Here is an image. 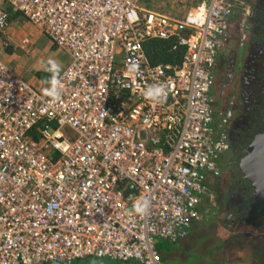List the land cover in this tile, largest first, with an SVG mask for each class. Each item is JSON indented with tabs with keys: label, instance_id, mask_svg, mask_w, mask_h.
<instances>
[{
	"label": "built area",
	"instance_id": "2783aa9c",
	"mask_svg": "<svg viewBox=\"0 0 264 264\" xmlns=\"http://www.w3.org/2000/svg\"><path fill=\"white\" fill-rule=\"evenodd\" d=\"M141 1H0V36L10 5L69 56L58 102L0 58V264H164L156 240L179 242L211 214L207 182L228 118L212 86L234 1L206 0L181 16ZM247 31L243 15L241 41ZM154 39L183 49L181 59L152 63L145 46ZM154 84L168 91L158 104L143 96ZM143 199L148 213H132Z\"/></svg>",
	"mask_w": 264,
	"mask_h": 264
},
{
	"label": "flooded vegetation",
	"instance_id": "af4514ba",
	"mask_svg": "<svg viewBox=\"0 0 264 264\" xmlns=\"http://www.w3.org/2000/svg\"><path fill=\"white\" fill-rule=\"evenodd\" d=\"M233 1L232 23L212 86L214 108L228 118L227 147L218 174L208 178L214 196L211 210L225 215L226 228L264 241V205L257 197L264 187L256 186L264 178V0ZM243 15L248 31L241 41Z\"/></svg>",
	"mask_w": 264,
	"mask_h": 264
},
{
	"label": "rangeland",
	"instance_id": "374dc122",
	"mask_svg": "<svg viewBox=\"0 0 264 264\" xmlns=\"http://www.w3.org/2000/svg\"><path fill=\"white\" fill-rule=\"evenodd\" d=\"M204 1L206 0H142L141 2L144 7L181 16ZM7 8L9 15L12 16L13 7L8 5ZM9 48L10 51H8ZM0 58L12 65L26 80L37 86L40 92L49 86L46 83L47 78L38 83L41 78L36 72L40 68V62L52 58L61 64L62 69L69 62L68 54L58 48L41 28L21 14L10 21L6 33L0 37ZM64 132L74 138V133L70 128H65ZM205 207L203 205L201 209L205 210ZM213 211L206 217V227H200L193 232L192 237L188 238L184 246L179 242L171 243L163 238L156 240V249L162 256L166 255V258H163L164 264L250 263L249 257L252 254L254 238H245L246 234L240 231H228L224 227L226 225L225 215L217 216L213 214ZM173 248L178 252L176 253ZM173 252L174 256L169 257ZM77 262L78 264H143L135 259L113 262L108 258L96 260L90 258L85 260L84 258L66 264H77Z\"/></svg>",
	"mask_w": 264,
	"mask_h": 264
},
{
	"label": "clouds",
	"instance_id": "9594fccd",
	"mask_svg": "<svg viewBox=\"0 0 264 264\" xmlns=\"http://www.w3.org/2000/svg\"><path fill=\"white\" fill-rule=\"evenodd\" d=\"M2 24H3V19L0 18V25ZM61 69H62L61 64L55 59L49 58L47 61L40 62L39 70L50 74L46 80V83L49 86L44 88L42 91L43 94L49 97L53 102H58L62 98L63 84L60 79ZM126 71L133 75L137 74L140 71L139 62L137 60L128 61L126 64ZM167 95H168V91L164 84L150 85L143 92V96L146 100H149L152 103H156V104L165 101L167 99ZM149 207H150V201H148L147 199L137 200L132 206V213L141 216L146 215L149 211ZM49 211H51V208L49 209Z\"/></svg>",
	"mask_w": 264,
	"mask_h": 264
},
{
	"label": "trees",
	"instance_id": "16d2710c",
	"mask_svg": "<svg viewBox=\"0 0 264 264\" xmlns=\"http://www.w3.org/2000/svg\"><path fill=\"white\" fill-rule=\"evenodd\" d=\"M20 13H15L12 16H9V20L11 21L13 18L17 17ZM146 51L147 55L152 63H160V62H172L176 63L181 59V56L183 54V49L179 50H171V41L169 40H161V39H154L150 40L146 43ZM10 51V48L9 50ZM36 74L41 78V80H45L49 77V73L43 72L41 70H38ZM39 78V79H40ZM44 78V79H42ZM36 128L32 130V133L36 135ZM100 259L97 257H88L87 259ZM103 259V258H102ZM83 260V259H82ZM113 262L119 261V260H112ZM121 261V260H120ZM52 263V262H51ZM54 264H66L65 262H53ZM78 264V262H77ZM92 264V263H90Z\"/></svg>",
	"mask_w": 264,
	"mask_h": 264
},
{
	"label": "crops",
	"instance_id": "0c3cea01",
	"mask_svg": "<svg viewBox=\"0 0 264 264\" xmlns=\"http://www.w3.org/2000/svg\"><path fill=\"white\" fill-rule=\"evenodd\" d=\"M1 1V0H0ZM8 9V8H7ZM13 11L14 12H12V13H17V11H15L14 9H13ZM19 13V12H18ZM13 14V15H14ZM18 16H19V14H18ZM17 16V17H18ZM23 16V15H22ZM40 69V68H39ZM62 70V69H61ZM35 77V76H34ZM38 78V77H37ZM39 81H41V79L40 80H38V83H39ZM44 81V80H43ZM33 84V83H32ZM34 85V84H33ZM211 212H212V210H211ZM213 214H215L214 212H213ZM207 222V220L206 219H204V220H201V221H198V222H195L194 224H193V227L191 228V232H190V234H189V236L187 237V238H185V239H183V240H180L179 241V243H181L180 245H182V246H184L185 244H186V241L188 240V238H191L192 237V233L193 232H195L196 230H198L200 227L202 228V227H206V223ZM225 227V226H224ZM226 228V227H225ZM227 230L229 231L230 229H228L227 228ZM221 232H223L222 230H220ZM231 231H233V230H231ZM204 233V232H203ZM245 238H250L248 235H246V237ZM174 249V248H173ZM174 251H176V253L178 252V250H176V249H174ZM174 252L173 253H171L170 255H169V257H171V256H174ZM164 259L166 258V255L165 254H163V256H162ZM249 264H264V241L263 240H258V239H256V238H254V240H253V250H252V254L250 255V257H249Z\"/></svg>",
	"mask_w": 264,
	"mask_h": 264
},
{
	"label": "water",
	"instance_id": "95a60500",
	"mask_svg": "<svg viewBox=\"0 0 264 264\" xmlns=\"http://www.w3.org/2000/svg\"><path fill=\"white\" fill-rule=\"evenodd\" d=\"M246 173H247V171H246ZM248 174V173H247ZM263 179V182H261L260 184H259V182H257L256 183V186H260L261 188L262 187H264V178H262ZM257 197H258V199H260V201L263 203V205H264V193H259V194H257Z\"/></svg>",
	"mask_w": 264,
	"mask_h": 264
}]
</instances>
